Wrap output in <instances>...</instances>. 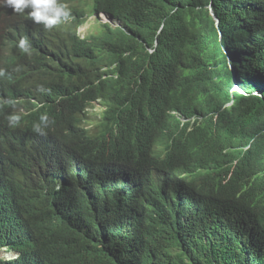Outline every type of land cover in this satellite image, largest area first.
I'll use <instances>...</instances> for the list:
<instances>
[{
	"label": "trees",
	"instance_id": "16d2710c",
	"mask_svg": "<svg viewBox=\"0 0 264 264\" xmlns=\"http://www.w3.org/2000/svg\"><path fill=\"white\" fill-rule=\"evenodd\" d=\"M85 8L119 27L43 55L46 89L0 56V264H264V0ZM162 93L194 141L170 167L128 130Z\"/></svg>",
	"mask_w": 264,
	"mask_h": 264
},
{
	"label": "clouds",
	"instance_id": "9594fccd",
	"mask_svg": "<svg viewBox=\"0 0 264 264\" xmlns=\"http://www.w3.org/2000/svg\"><path fill=\"white\" fill-rule=\"evenodd\" d=\"M75 1L77 4H74ZM85 4L82 0H0V56L8 55L17 48L23 56L22 66L29 85L46 89L54 82L55 75L46 73L42 68L43 55L48 60H56L72 51L86 53L92 37L99 36L107 27H119L118 20H113L102 11L88 13ZM90 16L96 19L100 28L88 34L82 27ZM168 98L162 93L145 99L137 109L143 113L145 125H128L136 140L150 139L149 155L163 164L162 167L176 165L181 159L183 161L194 146L191 122L175 108L164 105ZM89 107L84 108L80 123L86 129L94 124V120L90 122L87 119ZM100 107L99 103L98 111ZM45 120L47 117L42 116L41 121ZM34 130L39 132V125ZM13 232L21 238L20 230ZM5 255L10 259L17 254Z\"/></svg>",
	"mask_w": 264,
	"mask_h": 264
},
{
	"label": "rangeland",
	"instance_id": "374dc122",
	"mask_svg": "<svg viewBox=\"0 0 264 264\" xmlns=\"http://www.w3.org/2000/svg\"><path fill=\"white\" fill-rule=\"evenodd\" d=\"M88 0H82V3H87ZM74 4H77L76 1L74 2ZM86 33H94L97 30H99L100 28V24L96 23V19H93L92 16H90V19L84 24V26L82 27ZM99 108V102H93L90 107L87 109V119L92 122L95 118H96V113L98 111ZM3 254V252L0 251V256Z\"/></svg>",
	"mask_w": 264,
	"mask_h": 264
},
{
	"label": "water",
	"instance_id": "95a60500",
	"mask_svg": "<svg viewBox=\"0 0 264 264\" xmlns=\"http://www.w3.org/2000/svg\"><path fill=\"white\" fill-rule=\"evenodd\" d=\"M212 14L214 15V13L212 12ZM214 18L216 19L217 22H219L218 18L214 15Z\"/></svg>",
	"mask_w": 264,
	"mask_h": 264
}]
</instances>
